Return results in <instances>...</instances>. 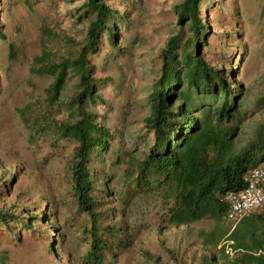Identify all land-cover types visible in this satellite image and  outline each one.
<instances>
[{
  "label": "trees",
  "instance_id": "1",
  "mask_svg": "<svg viewBox=\"0 0 264 264\" xmlns=\"http://www.w3.org/2000/svg\"><path fill=\"white\" fill-rule=\"evenodd\" d=\"M203 1L172 4L178 27L158 52L148 113L123 152L111 148L112 132L97 112L106 104L99 89L110 80L96 76L90 63L104 40L116 47L121 12L106 0H82L81 39L42 30L54 43L41 47L30 72L46 76L49 84L45 96L27 103L19 117L30 144L46 140L50 154L64 161L57 189L62 214L52 193L29 192L15 166L0 168L3 232L18 241L27 231L51 256L69 257L68 247L75 245L72 264H264V206L230 230L222 199L240 191L247 173L264 163V92L251 103L242 96L229 57L236 51L223 50ZM213 37L215 49L209 48ZM210 51L217 57L210 58ZM111 167H121L113 186ZM149 199L157 202L153 223L138 224L137 215L151 213ZM224 237L232 241V254L219 246ZM0 264H12L6 253Z\"/></svg>",
  "mask_w": 264,
  "mask_h": 264
},
{
  "label": "rangeland",
  "instance_id": "2",
  "mask_svg": "<svg viewBox=\"0 0 264 264\" xmlns=\"http://www.w3.org/2000/svg\"><path fill=\"white\" fill-rule=\"evenodd\" d=\"M106 1L118 8L123 16L116 47L112 48L104 40L90 55V63L96 76L110 80L99 89L106 104H99L97 112L99 119L112 132L111 148L123 152L130 146V134L133 135L140 120L148 113L147 92L157 75L160 63L158 52L165 39L178 27L172 10V4L177 0ZM216 1V5L211 6L203 1L201 9L208 11L206 21L222 38L223 50L230 53L236 51L235 55H229L231 66L236 67L234 80L239 84L242 96L251 103L264 92L262 0ZM81 2L0 0V168L7 170L15 166L16 176L29 192L52 193L59 215L62 211L57 189L64 161L50 154L46 140L39 139L36 145L29 143L28 131L20 120L19 110L32 100L44 97L49 84L46 76L30 72L41 47L54 43V40L43 36L42 30L62 31L81 39L84 23L77 17ZM217 37H213L209 48H217ZM210 52V58L217 57L214 51ZM70 84L68 82L67 87ZM120 168H110L112 186L121 177ZM147 201L151 213L145 217L137 215L138 224L153 223L152 213L157 202L153 199ZM43 208L46 216L48 207L45 205ZM64 232L71 235L72 227L66 226ZM145 232L141 231V239H144ZM144 241L141 246L149 248L148 240ZM74 248L75 245L68 247L69 257L57 253L51 256L33 234L23 231L17 241L0 229V254L6 253L7 260L12 264H72L75 262ZM117 264L128 263L118 261Z\"/></svg>",
  "mask_w": 264,
  "mask_h": 264
},
{
  "label": "bare ground",
  "instance_id": "3",
  "mask_svg": "<svg viewBox=\"0 0 264 264\" xmlns=\"http://www.w3.org/2000/svg\"><path fill=\"white\" fill-rule=\"evenodd\" d=\"M222 199L227 205L223 219L231 230L252 210L264 206V165H258L247 173L240 191L227 192Z\"/></svg>",
  "mask_w": 264,
  "mask_h": 264
},
{
  "label": "built area",
  "instance_id": "4",
  "mask_svg": "<svg viewBox=\"0 0 264 264\" xmlns=\"http://www.w3.org/2000/svg\"><path fill=\"white\" fill-rule=\"evenodd\" d=\"M232 241L225 238L222 242L219 243V246H224V251L228 254H232L234 250L231 248Z\"/></svg>",
  "mask_w": 264,
  "mask_h": 264
}]
</instances>
